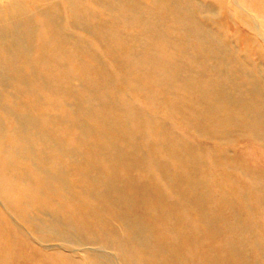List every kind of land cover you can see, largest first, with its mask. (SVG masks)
Returning a JSON list of instances; mask_svg holds the SVG:
<instances>
[{"label": "rangeland", "instance_id": "obj_1", "mask_svg": "<svg viewBox=\"0 0 264 264\" xmlns=\"http://www.w3.org/2000/svg\"><path fill=\"white\" fill-rule=\"evenodd\" d=\"M115 1L0 0V264H264V0ZM42 8L81 46L47 33ZM120 154L128 175H109ZM94 175L162 237L128 245L119 212L78 195Z\"/></svg>", "mask_w": 264, "mask_h": 264}, {"label": "bare ground", "instance_id": "obj_2", "mask_svg": "<svg viewBox=\"0 0 264 264\" xmlns=\"http://www.w3.org/2000/svg\"><path fill=\"white\" fill-rule=\"evenodd\" d=\"M43 1H48V0H43ZM70 1V0H69ZM72 1V0H71ZM101 1V0H100ZM107 1V0H106ZM111 2L110 3H118V2H116L115 0H110ZM153 3H155V2H158V1H160V0H151ZM95 2H97V1H95ZM120 3H121V1H119ZM125 2V1H124ZM124 2H122V5H123V7H121V5H117L118 7H117V9H119L118 10V13L120 14V15H123L122 17H121V19L124 21V22H126V17L125 16H127L128 15V13H131V12H127V10L130 8H128V7H125V3ZM150 2V1H149ZM74 3V2H73ZM110 3H104L103 4V6H102V9L106 12V16H108V18L110 17L111 18V16H113V14H114V16H115V13H116V9H111L110 8V10H109V5H110ZM70 4L72 5V3L70 2ZM129 4V3H128ZM155 5V4H154ZM50 6H51V4H50ZM162 5H159V7H161ZM112 7H114V6H112ZM131 8H133V7H131ZM22 8H19V9H16V11H17V13H21L22 12ZM56 10V9H55ZM49 11V10H48ZM48 11H46L45 9H41V10H39V12L42 14V16H43V18L45 19V22H46V27H47V33H50L51 35H53V33L54 32H56L57 33V35H58V37H62L63 38V41H62V45H67V46H71V45H73V47H74V45H76V46H81V44L80 43H78V42H74V41H72L71 40V38H70V36H67V35H63L64 33H62V34H59L58 33V31H56V28H55V19L53 20L52 19V14L51 13H48ZM133 11V10H132ZM21 14H23V12L21 13ZM55 14V13H54ZM113 16V17H114ZM55 17V16H54ZM110 18H109V20H110ZM73 19L74 20H79V19H81V17H78L77 15L75 16V17H73ZM115 19V18H114ZM74 20H73V22H72V25L73 26H75V27H79V25H76V24H74ZM108 20V21H109ZM116 21V20H115ZM182 21V20H181ZM60 23V22H59ZM108 23V22H107ZM116 23V22H115ZM192 23V22H191ZM197 23H198V21H197ZM196 23V24H197ZM13 24H14V22H13ZM110 24H112V22L110 23ZM109 24V25H110ZM114 24V23H113ZM193 24V23H192ZM58 25V24H57ZM63 25V24H62ZM115 25V24H114ZM113 25V26H114ZM194 25H195V23H194ZM6 26V25H5ZM15 26V25H14ZM64 26V25H63ZM103 26V25H102ZM105 26H108V25H105ZM111 26V25H110ZM197 26V25H196ZM198 27H200V26H198ZM18 29H19V27H17L16 28V31L14 32V34H15V38H16V40L18 39L19 41L21 40L20 39V36H19V33H18ZM60 29V28H59ZM58 29V30H59ZM62 29V28H61ZM83 29V28H82ZM184 29H186V28H184ZM11 31V30H10ZM84 31V30H83ZM202 31V30H201ZM29 31H27V29H24V33H28ZM203 32V31H202ZM30 33H31V31H30ZM55 33V34H56ZM139 33V32H138ZM22 34V33H21ZM198 34V33H197ZM27 35H29V34H27ZM34 35V33H31V36H33ZM200 35V34H199ZM15 40V41H16ZM120 43V42H119ZM40 44V43H39ZM154 44V43H153ZM41 45V44H40ZM75 46V47H76ZM114 46V45H113ZM23 47V46H22ZM41 47V46H40ZM121 47V46H120ZM123 48H125V47H123ZM40 50L37 52V54H39V57L41 58V59H43L44 58V56H43V49L42 48H39ZM106 49V48H105ZM104 49V50H105ZM129 49V48H128ZM109 51H110V49H109ZM108 51V52H109ZM0 52L1 53H3V50L2 49H0ZM105 52V51H104ZM8 54H10V53H8ZM6 55V54H5ZM148 54L147 53H144V55L143 56H147ZM7 56V55H6ZM110 60V59H109ZM111 61V60H110ZM113 61V60H112ZM104 63V62H103ZM108 63V62H107ZM130 63H132L133 65H135L138 69H139V67H141L140 65L141 64H143L144 63V58H141L140 60H133V59H131V62ZM135 63V64H134ZM58 65V64H57ZM7 69V66H6V63L5 62H3V61H0V77H2L3 78V76H4V72H5V70ZM171 69L172 68H170V71H171ZM50 70V69H49ZM173 70V69H172ZM172 72V71H171ZM170 75V74H169ZM54 75L53 74H49V72H48V76H47V79L45 78V77H40V76H38V78L40 79V81H41V83H40V88L41 89H43L44 91H47V92H51L52 91V89H54L55 90V88L53 87V85H55L54 83H55V81H53V80H55V77H53ZM22 78V80H24V79H26V76H22L21 77ZM146 78H147V80H154V79H156V75H154L153 73H146ZM160 79H161V77H159ZM57 80V79H56ZM160 82L162 81V79L161 80H159ZM70 86H72V85H70ZM78 86V87H77ZM76 87L77 88H79V85H76ZM85 88H87V87H85ZM257 88V87H256ZM253 89V88H252ZM258 90V89H257ZM261 90V89H260ZM79 91V90H78ZM256 91V90H255ZM75 92V91H74ZM84 92H86V89H85V91ZM259 92V91H258ZM88 93V92H87ZM87 96H89L88 94H87ZM89 98H90V96H89ZM72 101V100H71ZM91 101V100H90ZM86 102V101H85ZM89 102V101H88ZM40 103V102H39ZM83 104V103H82ZM93 106V105H92ZM45 107H47V106H45ZM254 109V108H253ZM249 110H250V108H249ZM256 113H258V110L256 109ZM89 114V113H88ZM264 115V114H263ZM257 116V115H256ZM97 118H99V117H97ZM229 119V118H228ZM227 119V120H228ZM25 122H23V124L25 125V123H27V121L26 120H24ZM234 121H235V119H234ZM28 124H29V122H28ZM264 125V124H263ZM262 125V126H263ZM30 126V125H29ZM31 127V126H30ZM264 127V126H263ZM262 128V127H261ZM20 129V128H19ZM18 129V130H19ZM248 130V129H247ZM253 130H254V128H253ZM260 133H263L262 131H260ZM257 134H259V133H257ZM261 136V138L263 137V135H260ZM260 139V138H259ZM261 140V139H260ZM260 143H262V142H260ZM118 156V155H117ZM119 156H122V154H120ZM118 156V157H119ZM118 159H121V160H119V161H122L123 163L121 164L122 166H123V168H122V166H117V165H115V164H111V163H109L108 162V164H109V167H108V169H107V172L109 173V175L112 173H116V172H118V171H120V172H122V173H125L126 174V176L128 175L126 172L128 171V169H127V164L126 163H128V162H126L127 160H129V158L127 157V154H123V156H122V158H118ZM154 162V164H156V162L155 161H153ZM158 162V161H157ZM89 168H91V170L89 171V172H85L83 175L85 176L86 174H87V176H89L90 175V172L92 171V166H89ZM97 173H100V171L98 172L97 171ZM105 173V172H104ZM103 175V174H102ZM102 175L100 176L101 178H102ZM87 176H85V177H87ZM93 177V176H92ZM94 177H95V179L93 178L92 179V187H91V189L90 190H88V188H86V189H82L81 190V192L80 193H78V195H81V196H85L86 195V193L88 192V191H92V193H95V194H93L94 196H96V197H98L97 199H98V201L99 202H105V203H107V206L109 207V208H111L112 210H115V212H119V214L117 213V214H115L114 216H115V218H116V222H118V223H116L117 224V228H121V229H123L124 230V232H128L131 236L130 237H128V239L130 240V243L128 244V245H134V243H136L137 245H139L137 248H141L142 250H144V248L143 247H145V245H146V241H148V240H151L150 239V235L151 236H153V235H157V236H161L162 237V235H160V233L162 232L161 230H158L157 228H155V226H153L152 227V225H150V224H146L141 218L140 219H137L136 217H134L133 215H132V213L131 214H129L130 213V211H132V209L131 208H134L135 206H138L137 204L138 203H136V202H134V200H123V197L125 196H123V193L120 191V193L118 192V190H116V189H113V188H109V189H107V191H102V193L101 192H98L99 191V189H97V184H96V180H98L97 178H96V176L94 175ZM162 180L165 182V183H169V182H171L172 181V177H169V176H167L166 174L164 175V174H162ZM126 181V182H125ZM125 181H124V184H125V186H124V188H126V190L128 191V192H130L131 190H130V187H131V185L133 184V182H127V178L125 179ZM258 186V185H257ZM254 187V186H253ZM255 188H258V187H256L255 186ZM70 190H68V188H66V190H65V192L66 193H68ZM127 191H124V192H127ZM170 191H173L174 193H175V195H176V193H177V191L176 190H174V189H172V190H170ZM72 193L73 192H71L70 193V195H72ZM69 195V196H70ZM110 196H112V197H110ZM95 200H96V198H95ZM147 201H148V199H147ZM131 202H133V203H131ZM160 202H161V198H160V196H159V194H156L155 193V195L154 196H152V199L150 198V201L149 202H147L148 204L150 203V204H152V203H157V207H159V204H160ZM179 202V200L178 199H175L173 202H172V205L174 206V205H177V203ZM188 202V201H187ZM147 211H150L151 212V210L149 209V208H145L144 209V211H142L141 212V214H143L144 212H147ZM162 213H164L165 214V216L167 217L169 214H170V207L168 206L167 208H164L163 210H162ZM143 216H144V214H143ZM95 220H96V223H98V221H97V219L95 218ZM52 226H51V225ZM49 225H47L48 227V230H50V229H53V230H55L56 231V233H57V236H59V237H61L62 238V240L64 241V242H68V240L67 239H69V237H72V236H70V234L69 233H67L66 231H64V230H61L60 231V233H58L59 232V230H60V226L62 225V224H64V223H58L56 220H53L52 221V223H50ZM58 227H59V229H58ZM116 227H113V228H111L110 229V232L113 234V236H118V229L116 228ZM38 229H39V226H38ZM41 229H42V227H41ZM152 229H154V230H152ZM155 229H156V231H155ZM160 229V228H159ZM58 231V232H57ZM147 232V234H148V237L145 235V233ZM177 236H180V235H173V237L174 238H177ZM184 238H186L187 240H188V236L186 235V236H184ZM174 240V239H173ZM222 240V239H221ZM145 241V243L143 244V242ZM122 242H123V240H122ZM68 244H71V243H69L68 242ZM237 248V247H236ZM187 249V248H186ZM240 251H241V249H240ZM231 252V251H230ZM137 253V252H136ZM234 253H236V252H234ZM233 253V254H234ZM242 255V254H241ZM175 257L176 256H174V257H169V258H166L165 260H157V262H156V264H169V262H173V263H176V259H175ZM238 257V256H237ZM239 258V257H238ZM214 262V261H213ZM184 264H187V263H184ZM215 264H219V262H216Z\"/></svg>", "mask_w": 264, "mask_h": 264}]
</instances>
